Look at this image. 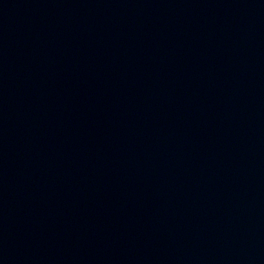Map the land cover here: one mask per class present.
Masks as SVG:
<instances>
[{"label":"water","instance_id":"95a60500","mask_svg":"<svg viewBox=\"0 0 264 264\" xmlns=\"http://www.w3.org/2000/svg\"><path fill=\"white\" fill-rule=\"evenodd\" d=\"M0 264H264V0H0Z\"/></svg>","mask_w":264,"mask_h":264}]
</instances>
